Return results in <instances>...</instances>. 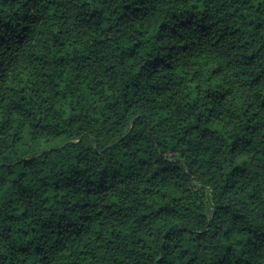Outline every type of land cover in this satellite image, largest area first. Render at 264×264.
Wrapping results in <instances>:
<instances>
[{
	"label": "clouds",
	"instance_id": "9594fccd",
	"mask_svg": "<svg viewBox=\"0 0 264 264\" xmlns=\"http://www.w3.org/2000/svg\"><path fill=\"white\" fill-rule=\"evenodd\" d=\"M0 264H264V0H0Z\"/></svg>",
	"mask_w": 264,
	"mask_h": 264
}]
</instances>
